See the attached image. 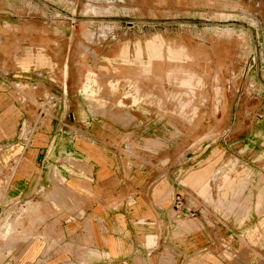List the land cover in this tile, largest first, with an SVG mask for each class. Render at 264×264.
Returning <instances> with one entry per match:
<instances>
[{
  "label": "rangeland",
  "instance_id": "rangeland-1",
  "mask_svg": "<svg viewBox=\"0 0 264 264\" xmlns=\"http://www.w3.org/2000/svg\"><path fill=\"white\" fill-rule=\"evenodd\" d=\"M26 49L50 70L35 123L53 119L64 129L78 105L127 130L125 156L137 140L150 164L160 146L175 148L177 190L189 198L195 191L225 214L238 207L239 221L253 222L240 248L264 244V0H0V66ZM26 121L25 133L34 126ZM204 156L212 158L206 192L187 180ZM5 189L0 183V198ZM31 204L17 197L0 210V250L11 221L23 218L21 228L46 217ZM233 255L224 252L228 262Z\"/></svg>",
  "mask_w": 264,
  "mask_h": 264
},
{
  "label": "crops",
  "instance_id": "crops-1",
  "mask_svg": "<svg viewBox=\"0 0 264 264\" xmlns=\"http://www.w3.org/2000/svg\"><path fill=\"white\" fill-rule=\"evenodd\" d=\"M36 59L26 49L0 66V183L6 185L0 210L18 197L32 200L34 211L46 217L32 226L17 227L21 217L7 225L0 264L259 263L262 256L255 250L264 256L261 241L240 248L239 235L252 229L253 222H240L238 207L225 214L224 207L214 209L193 190V198L185 196L180 209L173 206V195L183 185L175 148L160 146L155 150L159 164L156 157L150 164L149 150L137 140L135 152L125 156L127 130L87 109L79 111L78 105L71 108L78 118L68 120L64 129L53 119L35 123L33 111L43 108L35 102L46 100L50 79L48 63L40 65ZM180 84L195 87L191 78ZM74 99L70 93L68 100ZM24 120L35 126L26 136ZM162 154H170L164 164ZM200 159L202 166L189 172L187 180L206 192L212 158ZM250 206L257 211L258 205ZM228 249L234 262L224 256Z\"/></svg>",
  "mask_w": 264,
  "mask_h": 264
},
{
  "label": "built area",
  "instance_id": "built-area-1",
  "mask_svg": "<svg viewBox=\"0 0 264 264\" xmlns=\"http://www.w3.org/2000/svg\"><path fill=\"white\" fill-rule=\"evenodd\" d=\"M17 87L20 89L19 91H21V87L22 86L19 85ZM19 95L21 96L22 94L19 92ZM45 97H46V95H45ZM42 110H43V108L40 111H42ZM27 133H28V131L25 133V136L27 135ZM173 200H174V206H175V208L176 209H180L184 205V203H185V195H183V193L176 192L174 194Z\"/></svg>",
  "mask_w": 264,
  "mask_h": 264
}]
</instances>
